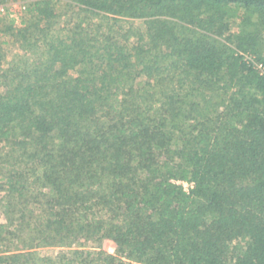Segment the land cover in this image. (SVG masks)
<instances>
[{
	"label": "trees",
	"instance_id": "1",
	"mask_svg": "<svg viewBox=\"0 0 264 264\" xmlns=\"http://www.w3.org/2000/svg\"><path fill=\"white\" fill-rule=\"evenodd\" d=\"M23 12L0 10V264H264V0Z\"/></svg>",
	"mask_w": 264,
	"mask_h": 264
},
{
	"label": "rangeland",
	"instance_id": "2",
	"mask_svg": "<svg viewBox=\"0 0 264 264\" xmlns=\"http://www.w3.org/2000/svg\"><path fill=\"white\" fill-rule=\"evenodd\" d=\"M32 0H10L11 3H8V8L0 6V10L3 12L2 17L5 16L7 12H9V18L12 17L15 19L17 24H20V21L22 19V15H24V5H26L28 2ZM4 20H7L6 16L4 17ZM125 27L128 23H130V20H124L121 22ZM134 25H141L140 22L134 21ZM231 29L235 30L237 27V20L231 19ZM6 40L4 37L0 38L1 46L5 50V59L1 63V67L5 68L7 66V61H10L14 58L16 54H19V50L15 45H9L8 43L2 44V41ZM11 43V42H10ZM44 252L48 253L49 255H53L55 248H44Z\"/></svg>",
	"mask_w": 264,
	"mask_h": 264
}]
</instances>
